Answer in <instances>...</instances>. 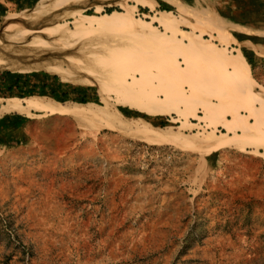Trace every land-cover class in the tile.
<instances>
[{
    "label": "rangeland",
    "instance_id": "obj_1",
    "mask_svg": "<svg viewBox=\"0 0 264 264\" xmlns=\"http://www.w3.org/2000/svg\"><path fill=\"white\" fill-rule=\"evenodd\" d=\"M179 1L210 18V26L190 18ZM35 10L68 26L78 15L118 24L132 14L165 37L156 15L173 16L179 31H193L186 19L213 53L236 60L240 54L253 93H264V0H0V37L3 15ZM208 29L228 31L229 40L221 44L223 35ZM64 34L91 46L87 52L85 44L62 39L66 46L56 58L73 76L0 70V264H264V157L252 147L210 151L201 142L212 128L200 105L215 104L214 91L237 97L248 114L250 96L223 62L186 42L149 56L159 71L134 57L132 70L143 67L152 79L168 77L160 60L176 57L183 87L189 81L200 86L183 118L118 102L116 92L74 76L103 69L101 50L132 42L126 33ZM183 57L192 59L188 70ZM229 101L222 107L230 108ZM71 109L125 132L80 125L62 114ZM141 128L167 131L187 144L135 133Z\"/></svg>",
    "mask_w": 264,
    "mask_h": 264
},
{
    "label": "bare ground",
    "instance_id": "obj_2",
    "mask_svg": "<svg viewBox=\"0 0 264 264\" xmlns=\"http://www.w3.org/2000/svg\"><path fill=\"white\" fill-rule=\"evenodd\" d=\"M54 4H59V2ZM181 6L189 12L190 18L193 17L197 22L210 26L211 19L200 14L202 12H198L191 5H186V7L181 4ZM107 16L109 17V15ZM153 20L158 26L166 30L164 33L167 34V37L158 35L157 26L151 24L150 21L144 22L142 18H136L132 14H129L127 21L118 22V24L117 22H106L89 16L78 15L71 22V26L66 23H58L54 17L46 15L41 10H35L30 13L20 12L17 15H3L1 23L5 28V34L0 37V70L13 72L45 71L62 78L68 75L73 76L71 72L64 70V67L60 66L61 63L56 58L63 46H66L61 45L62 39H65L64 42L68 45L85 44L86 41L80 36H65V31L84 33H95L97 31H115L116 33V31H123L133 41L119 44L118 46L102 47L100 60L104 64L103 69L101 68V70L97 71L98 73L93 72L92 74H87L86 72L85 74L84 72L83 74L74 73V76L84 82H92L107 92H116L117 96L115 99L118 102L157 113L173 112L186 118L188 116L187 111L194 108V101L199 95L197 94V88H200V86L198 85L196 88L189 81L183 87L182 78L185 77L178 67L179 63L176 57L171 58L170 55H167V57L160 60L162 65L168 67V77L158 76L152 79L145 68L136 67L132 70V67H134V57H137L140 63H150L149 65H151L153 70L159 71V64H157L159 61L157 59L150 61V55L167 53L170 48L169 45L171 46L172 44L177 45V43L185 42L189 46L197 44L195 45L196 49L201 51L206 58L220 59L229 73L230 79L244 88L250 96L248 114H243L241 112L242 107L237 105V97H231L230 94L221 93V91H214L213 97L216 103L208 104L207 106L200 105L207 123L212 128L210 135H206L201 142H203V145L208 146L210 151L225 148L246 151L249 147H252L264 157V93H253L255 92L254 82L247 70L245 59L240 54H238L236 60L227 59L223 54L213 53L209 49L210 45L208 43L202 44L201 40H199L202 33L193 32L196 31L197 25L186 21V19H184V23L186 26L191 27L193 31H179L174 17L163 12L156 15ZM51 31L57 32L53 33ZM144 40H152V42L159 43V45L155 49L142 47L141 44ZM75 42H80V44ZM85 46L84 48L88 52L87 48H89L90 44L87 43ZM93 51L95 52L94 49ZM87 52L86 54H88ZM65 54L67 55V53ZM79 59L78 61H80ZM74 60L76 61L77 59L74 58ZM67 63H71V60H67ZM182 63L187 70L193 66L191 57H183ZM200 90L202 89L200 88ZM221 97L226 99V102L229 101L227 100L229 98L232 106L227 109L222 107L225 101ZM195 110H191L192 116H197ZM62 114L70 116L73 121L86 127H113L125 132L124 129L118 126L114 127L112 123L105 121L103 118L87 116L75 109L64 110ZM252 119L253 122L251 121ZM218 126H221L224 132H219L218 134L216 130ZM135 133L157 141H170L178 147L187 144L186 142H181L175 135L168 136L167 131L141 128L136 130ZM258 149H262V151Z\"/></svg>",
    "mask_w": 264,
    "mask_h": 264
},
{
    "label": "crops",
    "instance_id": "obj_3",
    "mask_svg": "<svg viewBox=\"0 0 264 264\" xmlns=\"http://www.w3.org/2000/svg\"><path fill=\"white\" fill-rule=\"evenodd\" d=\"M225 1H223L224 3ZM228 3H226V5L223 6L222 10H223V14L225 15L228 11L230 10V5H227ZM213 36H216L218 34L223 35L224 39L221 40V44L225 45L227 40H229V33L228 31H209Z\"/></svg>",
    "mask_w": 264,
    "mask_h": 264
}]
</instances>
